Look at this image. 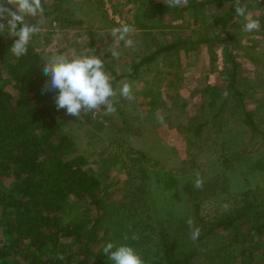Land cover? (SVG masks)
Listing matches in <instances>:
<instances>
[{
	"label": "rangeland",
	"instance_id": "obj_1",
	"mask_svg": "<svg viewBox=\"0 0 264 264\" xmlns=\"http://www.w3.org/2000/svg\"><path fill=\"white\" fill-rule=\"evenodd\" d=\"M240 4L260 21L259 32L243 31L245 18L236 15V0H187L178 8H168L164 0H42L43 13L25 17L26 23L41 28L29 45L45 62L53 55L95 54L104 61L112 80L116 77L113 71L120 75L114 88L122 82L132 86L134 99L118 96L113 114L106 115L103 106L87 115L81 112L80 117L61 109L60 122L71 138L66 159L79 165L83 173L98 176L106 187L104 195L122 196L125 174L121 161L128 148L150 159L146 164L148 187L159 216L168 211L176 217L188 213L182 189L198 175L203 180L226 176L230 195L249 188L264 194V141L248 133L243 122L246 109L264 129V0H240ZM222 20L227 21L225 26ZM122 23L136 30L130 34L132 48H125L123 41L115 45L110 35L111 29ZM4 34L10 37L7 30ZM177 39L206 42L197 50L161 53L138 66L136 79L128 76L131 67L159 44ZM113 47L121 53L118 59L110 54ZM225 53L240 63V76L249 79L248 90L244 107L229 103L213 117L219 95L213 90L206 92V88L226 85L229 65ZM52 91L56 107L58 90ZM158 116L164 117L163 123ZM202 122L206 125L198 131ZM221 153L232 157L233 166H223ZM91 212V208L75 203L71 217L79 219ZM84 234L96 239L88 229ZM110 236L116 247H133L143 264L155 256L154 250L145 249L127 235L123 218L116 220ZM102 243H96L95 249L106 245ZM104 264L113 262L107 258Z\"/></svg>",
	"mask_w": 264,
	"mask_h": 264
},
{
	"label": "trees",
	"instance_id": "obj_2",
	"mask_svg": "<svg viewBox=\"0 0 264 264\" xmlns=\"http://www.w3.org/2000/svg\"><path fill=\"white\" fill-rule=\"evenodd\" d=\"M221 23L225 26L227 21ZM4 35L0 32V264H104L108 257L95 244L100 240L114 244L110 232L119 218L132 240L155 251L149 264H264V194L258 189L230 195L224 175L203 180L202 189L193 187L194 180L182 189L188 213L176 217L168 211L159 216L148 187L150 159L128 148L121 161L122 196L104 195L106 187L98 176L83 173L66 159L71 138L60 122L62 110L52 103L55 91L46 87L50 77L43 74L42 55L28 44L27 53L16 58L10 51L15 38ZM199 45L182 39L159 44L131 67L128 76L136 79L138 66L161 53L188 52ZM225 54L226 85L206 88L219 95L213 117L229 103L244 107L248 90L249 79L240 76V63ZM112 73L114 85L120 75ZM243 113L247 132L264 141V129L248 110ZM220 157L226 169L233 166L231 156ZM75 203L92 212L72 218ZM189 218L201 229L196 242L190 239ZM86 229L96 239L85 235ZM58 254L65 259H57Z\"/></svg>",
	"mask_w": 264,
	"mask_h": 264
},
{
	"label": "clouds",
	"instance_id": "obj_3",
	"mask_svg": "<svg viewBox=\"0 0 264 264\" xmlns=\"http://www.w3.org/2000/svg\"><path fill=\"white\" fill-rule=\"evenodd\" d=\"M164 3L168 8H178L186 4L187 0H164ZM42 13V0H0V32L7 30L8 35L15 38L10 51L16 58L27 53L32 36L41 31L38 24L26 23L25 17H35ZM235 13L238 17L245 18L244 32L260 31V21L251 17L247 6H241L240 0H236ZM135 31L133 26L122 23L119 27L112 28L110 35L115 45L123 41L125 48H132L134 41L130 34ZM110 54L116 59L121 55L115 47L110 49ZM42 71L46 77H50L46 87L49 90H58L55 97L57 109H66V114L70 116L80 117L81 112L85 115L94 113L102 106L106 115L113 114L116 112L118 96L127 100L134 99L129 83L122 82L118 89L113 87L112 77L105 71L104 61L95 54L73 53L71 58L66 55H53L44 64ZM157 120L163 123L164 117L158 116ZM203 184V178L198 175L193 187L202 189ZM186 223L190 228V239L196 242L201 235V229L193 227L194 222L191 218L187 219ZM132 238L136 239L135 236ZM103 253L113 264H143L141 257L129 245L116 247L112 242H108L103 247ZM57 259L63 260L65 257L58 254Z\"/></svg>",
	"mask_w": 264,
	"mask_h": 264
},
{
	"label": "crops",
	"instance_id": "obj_4",
	"mask_svg": "<svg viewBox=\"0 0 264 264\" xmlns=\"http://www.w3.org/2000/svg\"><path fill=\"white\" fill-rule=\"evenodd\" d=\"M202 45H204V44H200V45L196 48V50H197L199 47H201Z\"/></svg>",
	"mask_w": 264,
	"mask_h": 264
}]
</instances>
